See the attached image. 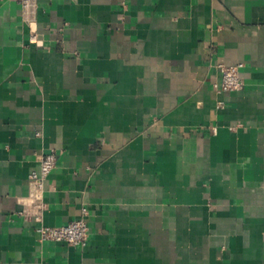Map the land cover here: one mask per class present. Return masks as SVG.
I'll use <instances>...</instances> for the list:
<instances>
[{
	"label": "crops",
	"instance_id": "1",
	"mask_svg": "<svg viewBox=\"0 0 264 264\" xmlns=\"http://www.w3.org/2000/svg\"><path fill=\"white\" fill-rule=\"evenodd\" d=\"M0 264H264V0H0Z\"/></svg>",
	"mask_w": 264,
	"mask_h": 264
},
{
	"label": "built area",
	"instance_id": "2",
	"mask_svg": "<svg viewBox=\"0 0 264 264\" xmlns=\"http://www.w3.org/2000/svg\"><path fill=\"white\" fill-rule=\"evenodd\" d=\"M22 7L24 15L29 18L37 8L38 0H16ZM219 77L213 83L214 89L218 93L237 92L243 88V81L239 75L242 63L226 65L217 64ZM56 162V153L50 150L39 158L37 168L28 174V182L31 185L30 204L35 207L33 217L36 221L40 220L42 204V192L44 181L53 170ZM86 214V210L82 209ZM40 241L64 242L71 246L85 247L88 242V226L84 219L72 220L62 226L52 227L39 225L35 229Z\"/></svg>",
	"mask_w": 264,
	"mask_h": 264
}]
</instances>
